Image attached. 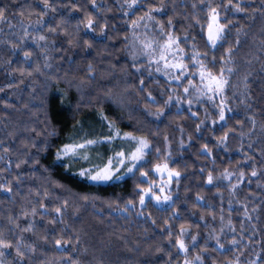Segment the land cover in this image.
I'll return each instance as SVG.
<instances>
[{"label": "trees", "instance_id": "1", "mask_svg": "<svg viewBox=\"0 0 264 264\" xmlns=\"http://www.w3.org/2000/svg\"><path fill=\"white\" fill-rule=\"evenodd\" d=\"M130 3L0 0V239L12 245L0 248V261L264 264V0ZM213 8L227 24L215 48L207 39ZM140 27L154 47L178 38L187 83L200 85L194 49L212 72L225 69L223 121L219 99L190 89L189 103L186 82L149 64L135 43ZM125 133L149 145L131 173L127 156L138 143ZM87 140L98 142L56 159ZM109 160L121 179L79 175ZM163 163L180 173L173 199L141 206V189Z\"/></svg>", "mask_w": 264, "mask_h": 264}, {"label": "snow or ice", "instance_id": "2", "mask_svg": "<svg viewBox=\"0 0 264 264\" xmlns=\"http://www.w3.org/2000/svg\"><path fill=\"white\" fill-rule=\"evenodd\" d=\"M139 0H131V3L129 4V8L135 6ZM231 3V0H229ZM237 11H242L239 5L234 6ZM156 11H159L161 9H155ZM3 18V10L0 9V19ZM149 20L153 19L150 15L147 17ZM143 19V18H142ZM199 22V21H197ZM169 24H171V21H169ZM139 24L133 23V27H139ZM88 27L91 28V20H89ZM227 27V24H221L219 19V13L216 11L215 8L211 9L209 12V23L207 25V39L209 44L215 48L217 42L224 39V29ZM41 39H44V37H41ZM143 50L144 54L149 57V63L150 64H156L157 68L156 71L160 72L162 69L168 70L172 69L173 72L178 71L179 76L174 77L175 79L179 80L183 78L185 75H187V68L188 65L184 63V57L183 55H178V53H184V49L180 47L179 40L177 37L169 34L167 40L163 44H157L155 47L153 45L152 41H147L143 44ZM205 56L207 53L204 54ZM201 53L193 50L192 56H191V62L198 65L199 71V79H200V85L197 86L193 84L191 81H189V86L192 88H195L196 91L200 92L202 95H206L207 99L212 101L214 97H220L221 98V105H220V113H219V119L223 121L225 119V106L223 104V97L226 90V87L229 84L228 78L225 75V69L222 68L219 73H214L210 69L207 68V65L203 60L200 59ZM163 62V64H161ZM139 71V69H137ZM228 73L232 72V68L228 67L226 69ZM168 75H173L172 72H169ZM192 75H197L196 72H193ZM142 83V82H141ZM189 88L185 87L184 92L188 93ZM191 103V101H189ZM228 111H231V109H228ZM117 135L119 133L117 132ZM125 138L136 140L138 143V146L136 147V150L132 152L129 156H127V159L130 161H134L135 163H132L130 167L127 168V172L131 173L133 169L136 168V164L139 163L141 159H143L145 155V149L149 147L147 140L140 139L138 137L132 136L130 133H125ZM222 139H226L222 138ZM98 141L95 140H87L86 143H80V144H72V145H66L64 148H62L59 152L56 154V159L63 160L65 156H76L78 149H85L88 145H92L97 143ZM205 151H208V149L205 147ZM120 159L117 161V164H123L125 160V153L120 152L117 154ZM84 159H87V156L83 157ZM119 171V168L117 167L115 170L113 169V162L112 160L108 161V164L105 165L103 168H98L93 173L92 170H82L79 175L84 177L86 176L90 181L102 183V182H108L111 181L114 177L115 179L119 180L121 179L120 176H116L115 172ZM155 171L157 173H163L167 172L169 180L173 176L179 177L180 173L169 170L168 164H157L155 167ZM141 175H146V173H141ZM231 173H227L225 175L226 179L231 178ZM252 176H256V171H252ZM240 179L241 182L243 181V173H240ZM208 184L213 183V177L211 174L208 175L207 179ZM10 190V189H5ZM163 188H161V191L163 192ZM143 195L140 197V205L143 206L145 204V197L149 195H153L151 187L148 190H143ZM87 199V197H85ZM155 199L157 202H160L159 196H155ZM167 199V197H166ZM129 204H131V201H129ZM56 211L59 213V209H56ZM245 212H247V208H245ZM251 217H249L250 219ZM29 229H25V231H28ZM237 241H233V244H236ZM56 246L60 247L61 242L57 241ZM178 246L181 251L187 252V248L183 242V240L178 241ZM12 245L8 243L7 241L0 239V248H10ZM222 248V245L220 246ZM5 253L0 252V257L4 256ZM17 255H22V253L17 250ZM196 259L199 261L201 258L199 256L196 257ZM238 259V258H237ZM0 264H3V261H0ZM187 264V262H186Z\"/></svg>", "mask_w": 264, "mask_h": 264}, {"label": "rangeland", "instance_id": "3", "mask_svg": "<svg viewBox=\"0 0 264 264\" xmlns=\"http://www.w3.org/2000/svg\"><path fill=\"white\" fill-rule=\"evenodd\" d=\"M142 30H143V27H140L137 30V33L135 34V37H134L135 38V43H137L138 45H141V46H143V44L145 42H147V40L144 38V35L142 33ZM224 32H225V29H224ZM219 42H217V44ZM146 60H149V57L146 58ZM161 64H163V62H161ZM150 65L153 66L154 68H155V66H157L156 64H150ZM169 72H172L173 75H171V76L168 75ZM158 74H161L164 77H171V79L174 80L175 83H177L179 85H182V84H184V82L188 81L187 76H190L189 73H188V71H187V75H185L183 78L177 80L174 77H178L179 76V72L178 71L173 72L172 69H168V70L162 69L160 72H158ZM186 84H187V86L185 84L183 85L184 88L185 87L189 88L188 93H186L188 95V96L185 97L186 99H189V101H192V98L189 97V93L191 92L190 89L194 91V94L193 95H195V97H198V98H201L202 97V94L200 92L196 91L195 88L190 87L189 86V83L186 82ZM197 86H199V85H197ZM203 97H207V96L206 95H203ZM216 98H217V100L219 99V101L221 102V98L220 97H214L213 100L216 99ZM187 101H185V102H187ZM223 104H224V106H226L225 103H223ZM168 169L169 170H172L169 165H168ZM173 171H175V170H173ZM179 179H180V176L178 178L175 177V176H173L171 178V180H169L167 172L157 173L155 171L154 179L152 181H150V183L147 184L145 188H142L143 190H148L151 187L152 192L154 193V196L153 195L146 196L145 197V201L147 199H150L151 201H153L154 203H156L160 207H163L165 204L168 205L171 202V200L173 199V195H172L173 184H175V182L177 180H179ZM161 188L164 189L163 192L161 191ZM155 196H159L160 202H157V200L155 199ZM166 197H167V199H166Z\"/></svg>", "mask_w": 264, "mask_h": 264}]
</instances>
